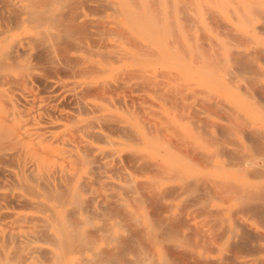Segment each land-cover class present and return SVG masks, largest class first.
<instances>
[{
  "label": "bare ground",
  "instance_id": "1",
  "mask_svg": "<svg viewBox=\"0 0 264 264\" xmlns=\"http://www.w3.org/2000/svg\"><path fill=\"white\" fill-rule=\"evenodd\" d=\"M0 264H264V0H0Z\"/></svg>",
  "mask_w": 264,
  "mask_h": 264
}]
</instances>
